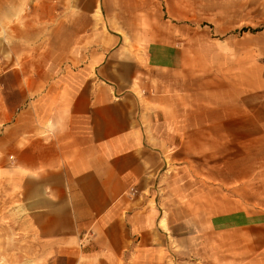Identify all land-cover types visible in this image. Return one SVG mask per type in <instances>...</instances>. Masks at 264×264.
I'll return each mask as SVG.
<instances>
[{
    "label": "crops",
    "instance_id": "0c3cea01",
    "mask_svg": "<svg viewBox=\"0 0 264 264\" xmlns=\"http://www.w3.org/2000/svg\"><path fill=\"white\" fill-rule=\"evenodd\" d=\"M163 27L157 0H0L18 264H264V85Z\"/></svg>",
    "mask_w": 264,
    "mask_h": 264
},
{
    "label": "rangeland",
    "instance_id": "374dc122",
    "mask_svg": "<svg viewBox=\"0 0 264 264\" xmlns=\"http://www.w3.org/2000/svg\"><path fill=\"white\" fill-rule=\"evenodd\" d=\"M157 1L165 42L181 48L185 56L201 57L221 75L242 77L251 91L264 85V0ZM254 177L251 182L264 186V173ZM14 209L7 202L3 208L0 197V264H18L19 239L3 231L16 228L17 221L3 219ZM253 210L264 211V206L251 205Z\"/></svg>",
    "mask_w": 264,
    "mask_h": 264
}]
</instances>
